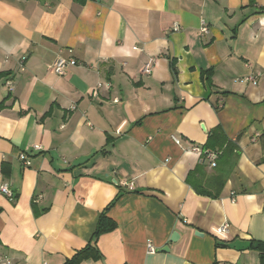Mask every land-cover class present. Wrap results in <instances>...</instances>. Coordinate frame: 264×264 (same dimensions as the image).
I'll use <instances>...</instances> for the list:
<instances>
[{
  "label": "crops",
  "instance_id": "obj_1",
  "mask_svg": "<svg viewBox=\"0 0 264 264\" xmlns=\"http://www.w3.org/2000/svg\"><path fill=\"white\" fill-rule=\"evenodd\" d=\"M2 183L0 264H65L116 197L77 264H260L264 0H0Z\"/></svg>",
  "mask_w": 264,
  "mask_h": 264
},
{
  "label": "trees",
  "instance_id": "obj_2",
  "mask_svg": "<svg viewBox=\"0 0 264 264\" xmlns=\"http://www.w3.org/2000/svg\"><path fill=\"white\" fill-rule=\"evenodd\" d=\"M208 151L210 150H207L206 152ZM190 176H188L186 179L187 183L190 184L192 188H194L198 194H202V195L206 194L204 191L192 185ZM116 199L117 197L114 198V200H112L108 204L109 206H107L104 209V211L100 214L95 230H94V233H92L93 235L91 237V240L87 244V248H84L83 250L78 252L71 260L65 261L66 262L65 264H77L81 260L87 259V258H91L93 260H97L101 258V254L96 247V243L100 236L106 233L112 232L116 228V223L111 218L108 217V211L111 208V206L114 204ZM248 249L257 251L258 252L257 254H259L260 264H264V243L263 242L252 240L249 242Z\"/></svg>",
  "mask_w": 264,
  "mask_h": 264
},
{
  "label": "built area",
  "instance_id": "obj_3",
  "mask_svg": "<svg viewBox=\"0 0 264 264\" xmlns=\"http://www.w3.org/2000/svg\"><path fill=\"white\" fill-rule=\"evenodd\" d=\"M201 28H200V32L206 34L208 32V29L205 25L201 24ZM173 29L176 31L178 28L177 26H174ZM76 62L74 59L69 58V59H65V58H61L59 57L58 59H56V61L53 64V72L56 73V75L58 76H64L66 75L68 68L70 66L75 65ZM150 65L147 64L143 70V72L145 74H149L150 73ZM245 81H248L250 83H252L253 85H256V80L254 77H247L245 78ZM176 143H178L176 141ZM35 150L40 149L39 147H34ZM192 151L198 154H202L204 156V159L208 160L210 165L212 167L215 166V160L218 157V153L217 152H203L201 149H199L198 147H192ZM19 160L22 161L24 164H26V157L24 154H20L19 155ZM0 193H2V195H4L6 198H8L10 201L13 200L14 195L11 192L9 185L7 183H2L0 185ZM40 198V197H39ZM228 225L227 224H223L222 226L213 228L211 233L216 236L217 238H225V234L227 233V228ZM147 248L148 251L153 252L154 249L150 244H147ZM43 264H47V263H43Z\"/></svg>",
  "mask_w": 264,
  "mask_h": 264
},
{
  "label": "water",
  "instance_id": "obj_4",
  "mask_svg": "<svg viewBox=\"0 0 264 264\" xmlns=\"http://www.w3.org/2000/svg\"><path fill=\"white\" fill-rule=\"evenodd\" d=\"M197 234H199L198 232H197ZM176 238H177V234L175 233V234H173L172 235V237H171V239H170V241H175L176 240Z\"/></svg>",
  "mask_w": 264,
  "mask_h": 264
}]
</instances>
